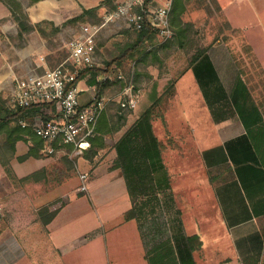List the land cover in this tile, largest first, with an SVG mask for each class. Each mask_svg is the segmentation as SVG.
I'll list each match as a JSON object with an SVG mask.
<instances>
[{"label":"crops","instance_id":"0c3cea01","mask_svg":"<svg viewBox=\"0 0 264 264\" xmlns=\"http://www.w3.org/2000/svg\"><path fill=\"white\" fill-rule=\"evenodd\" d=\"M16 1L31 24L48 21L56 27L79 15L82 9L99 4L98 0L94 4H91L93 0ZM223 2L222 10L230 26L245 32L257 56L262 79L245 78L240 67L226 56V50L221 55V48L210 46L175 80L173 105L157 110V115L152 113V130L163 145L161 157L175 207L180 211L182 232L196 234L201 241L200 246L192 251L195 264H264V33L259 50L250 38L253 33H248L253 26L257 29L261 22L264 0ZM248 18L252 24L247 23ZM0 20H3L0 23V94L5 98L15 81L31 68L37 66L41 70L48 67L47 61H41L40 57L50 51L36 30L23 33L19 39L21 43L16 42L18 27L2 1ZM67 26L65 24L61 30H66ZM204 58L206 63L202 66L200 62ZM196 68L197 77L193 74V78L204 89L202 101L208 102L202 106L195 99L190 100L193 99L191 94L196 92L183 81L186 73ZM89 80L86 74L76 81L78 99L82 104L95 87ZM222 83L228 86L229 95L238 84L244 86L239 92V114L226 95L225 100L212 95L211 88L221 87ZM255 84L257 88H254ZM148 99L137 112V100L134 108L122 111H134L136 119L154 101V94L150 93ZM122 120L125 121L126 116ZM156 124L161 128L160 136L156 134ZM120 127L103 135L104 147L98 148L91 160L75 159L89 163L90 168L94 165L90 188L93 183L100 182L103 189L98 198L101 199L96 202L94 192L87 191L85 197L78 195V190L74 192L60 187L59 191L67 197V202L45 225L46 237L39 239L40 243L34 240L29 243L25 226L18 223L16 234L6 232L1 235L0 264H41L39 255L44 247L49 249L48 264H149L146 253L169 235V230L165 223L153 222L151 213L141 228L135 218L125 219L124 213L132 203L120 170L95 165L107 149H110L109 159L114 160L113 144L125 131ZM30 160L35 162L34 169L46 167L48 163V159L33 157L21 163ZM109 161H104V165ZM86 199L89 203L95 201L96 207L99 202L97 208L101 210L102 222L76 218L59 223L70 204L75 201L86 204ZM202 199L209 204L208 214L214 215L213 222L201 215ZM218 213L221 218L217 217ZM158 228L161 230L159 237L153 238ZM182 243L180 241L178 245L182 246Z\"/></svg>","mask_w":264,"mask_h":264},{"label":"rangeland","instance_id":"374dc122","mask_svg":"<svg viewBox=\"0 0 264 264\" xmlns=\"http://www.w3.org/2000/svg\"><path fill=\"white\" fill-rule=\"evenodd\" d=\"M27 1L30 2V0ZM98 1V5L86 8L91 9L98 6L96 12L94 11L86 14L84 19L81 21L66 23V25H68L66 30H61L65 22L61 24L60 30L58 31H55L53 26L50 24H41V28L44 33V35L41 36L44 38L45 45L50 52L42 55L40 59L41 61H47L49 65L41 70H38V67L34 66L30 70L33 69V71L41 72L43 69L52 68L64 60L67 57L66 43L71 36L75 34V31L78 29V25L82 22L99 23L102 15L111 10V7L115 6L118 0ZM161 1L162 0L153 2V5L160 3ZM183 1L185 6L180 18L182 22H187L189 24L187 28V35L183 39V46H178L172 43L165 47L158 46V48H156L157 56L155 59L151 60V58L147 57L145 61H141L134 65L136 75L135 78L133 75L132 79V92L134 93L133 95L136 97L138 104L135 112L144 107L145 103L149 100L148 97L150 93L154 94V101L152 100L148 107H151L154 115L158 114L157 110L159 112L161 108L173 105L174 102L172 101V98L175 94L173 84L175 80L188 70L192 55L197 50L202 48L207 49L210 46H218V48H221V51H223L221 55H223L226 50L228 52L225 53L226 56L230 57V60L240 67V71L245 78L249 77L254 80L262 79V72H260L261 70L258 68L257 56L252 51V47L248 42L245 32L237 28H232L225 17L224 11L222 10L224 0H219L222 2V5L218 0ZM95 2L96 0H93L91 4H94ZM260 18L261 22L258 24V28L255 29L256 26H253V29L248 31V33H253V37H251L250 33L249 35L251 40L256 44L257 50L260 48L259 42L262 40V35L264 33V13L260 14ZM249 20L250 18L247 19V21ZM2 21L3 20H0V23ZM247 23L252 24L253 22L249 21ZM173 25L174 23H171L174 31ZM16 37V42L20 44V40L16 39ZM135 38L136 30L128 28L123 24H109L108 27L102 29L96 42V57L98 62L97 68L103 69L106 63L119 54L124 44L133 42ZM157 44V38L155 37V45ZM146 50H149V48L147 47ZM132 62H134L132 58H125L120 65L111 66L110 71L107 73V75L111 78H106L103 82L99 91V96H110L114 97V99L118 97L121 88L127 83L130 73V63ZM204 63H206V58L200 62L202 66ZM117 70L121 72L123 79H115L118 73ZM193 74L197 77V68L195 70L188 71L186 76L183 78V81L189 85L190 89H193L196 92L195 95L191 94L193 95V99H189H195V102L199 106H202L203 103L208 104V102L202 101L205 92L203 87L197 85L195 78H193ZM243 87L244 86L241 84H238L237 89L232 93V95H229L228 86L224 83H222L221 87L218 85L217 88H211V90H213L212 95H215L218 99L222 98L225 100L226 95V97L231 100V104H233L235 109L238 110H235L236 113L239 114L240 103L238 98L240 94L239 92L243 89ZM254 88H257L256 84ZM95 91L94 87L91 91L92 94L85 98V102L83 104L88 103L93 97H95ZM224 92L226 94H224ZM5 98L8 101L10 97L8 95V97ZM79 103L82 104L81 102ZM48 110V107L43 109L45 114ZM133 112L134 111H122L118 109V104L116 102H111L104 111L105 115L109 118V126H121L120 129L123 130H126V128L134 122L136 114H133ZM117 115L126 116V120L123 121L121 119L116 123ZM35 118L42 120L40 116ZM114 131L115 130H112L109 133H113ZM155 131L158 136L161 135V128L157 124L155 126ZM24 139L18 140L15 143V151L10 157L5 151L0 154V242L2 241V234L6 232L17 233L18 223H23L25 226V233L29 238L27 240L29 243L33 240L39 242V239L45 238L46 236L43 232L45 224H42V215L44 216L46 214H40L39 209L43 206H47L48 204H53L49 207V209L59 206L61 202H64L65 205L67 197L62 196L59 188L64 187L66 189H72L74 192L76 190L80 191L78 189L80 184L78 178L79 173H87V179L86 190L77 192L78 195L83 194L86 197L85 193L90 191V193L94 192L97 194V198L95 199L96 202L101 199L98 198V196L101 197L100 191L103 189L101 183L95 182L90 188V185L92 184V170L94 169V165L90 168L91 165L89 163H82L81 160L77 162L75 159L70 160L64 150L58 148L53 154L43 153L40 150L37 158L48 159V163L46 167L34 169L36 165L32 160L24 162L23 164L21 163L32 157H28L23 160L18 159V157L22 156L27 151L30 145L28 137L24 136ZM108 151H110V149H107L100 156L95 165L102 164L103 167L113 169V161L109 159ZM104 161L109 162H107V165H104ZM14 167L17 172L14 170ZM31 173H34L33 176L24 179ZM52 195H57V197ZM85 201L86 204H78V201L70 204L68 210H65L62 213L61 218L58 220L59 223L74 221L76 218H89L92 221L94 220L96 223L102 222L103 219L100 216L101 210L97 208L100 207L99 202L96 207L95 201H93L95 205L92 204L93 202L89 203L87 199ZM201 205V215L203 219L204 217L207 219L210 218L209 221L213 222L215 217L211 213V216L208 214V202L205 199H202ZM87 207L88 210L86 209ZM217 215L218 218H221L219 213ZM155 221L158 222L159 225H164L165 223L163 217L159 215L156 216ZM208 228L209 227H206V229ZM158 231L161 230L158 229ZM206 231L210 232L209 229ZM206 238H208L207 234ZM47 251H49V249L44 247L39 255L41 264H48L46 262V259L49 257L47 256Z\"/></svg>","mask_w":264,"mask_h":264},{"label":"trees","instance_id":"16d2710c","mask_svg":"<svg viewBox=\"0 0 264 264\" xmlns=\"http://www.w3.org/2000/svg\"><path fill=\"white\" fill-rule=\"evenodd\" d=\"M1 1L10 11L11 19L16 22L18 39L22 38L23 33H28L32 30L38 31L43 36L44 33L41 28V24L43 23L53 26L48 21L31 24L19 3L15 0ZM35 1L37 0H30V3ZM184 6L185 3L183 0H172L169 20L170 23H174L173 38L155 45L156 32L144 20L141 29L136 31L135 40L124 44L119 54L106 63L103 69L97 67L80 69L72 83L86 74L89 75V82L95 84V97H98L100 88L106 80L111 66L120 65L125 58H132L135 64L145 61L147 57L153 60L157 56L156 48L158 46L165 47L171 43L183 46V39L187 35V28L189 26L187 22H182L180 18V15L184 11ZM114 7L111 8L113 9ZM97 9L98 6L91 9H82L79 15L68 19L65 24L73 21H81L86 14L96 12ZM53 28L55 31L60 30V27L53 26ZM147 47L149 50H146ZM205 51L206 48L197 50L190 59V66L203 56ZM135 75L136 73L134 71V78ZM47 107L49 114H45L43 111ZM118 109L121 110L119 106ZM37 116H40L43 122L55 118L57 114L55 113L54 104L35 103L24 107H10L7 104V99L0 94V154L5 151L10 157L15 151V143L18 140L24 139V136H27L30 145L27 151L18 157V159L23 160L28 157L37 158L39 156L42 148V140L32 132L30 126L22 127L19 124L20 120L31 124ZM123 118L124 115H117L116 123ZM151 121L152 109L151 107H147L113 144L115 158L112 166L120 170L132 203L131 207L124 213V218H135L141 228L148 218V213L153 214L152 220L155 223H157L155 221L157 215L163 217L165 226L169 230V235L163 238L162 241L160 240L155 243L146 253L149 264H195L192 251L200 246L201 241L196 234L186 235L182 232L180 211L175 207L169 186L167 170L161 157L163 145L154 134ZM117 128L119 126H109V118L105 113H102L97 121L96 134L89 138L88 148L84 151L83 158L91 160L96 150L104 147L103 135ZM62 148L65 154H67L71 150V145H64ZM33 174H29L24 179L33 176ZM51 205L53 204H48L39 209L40 214H46L44 216L42 215V224L46 225L49 223L64 205V202H61L59 206L49 209ZM158 229L156 234L155 232L153 233V238L155 236L159 237L160 233ZM142 234L145 233L142 231ZM180 241H183L182 246L178 245Z\"/></svg>","mask_w":264,"mask_h":264},{"label":"built area","instance_id":"2783aa9c","mask_svg":"<svg viewBox=\"0 0 264 264\" xmlns=\"http://www.w3.org/2000/svg\"><path fill=\"white\" fill-rule=\"evenodd\" d=\"M153 2L155 0H118L113 9L102 15L99 23L82 22L78 25L75 34L66 43L67 57L64 60L41 72L32 69L15 81L7 101L10 107L35 103H53L55 106L57 116L46 122L36 118L31 124L19 121L22 127L30 126L32 132L42 140L43 153L53 154L58 147L63 150L62 146L71 145L67 153L69 159L83 158L89 138L96 134L98 118L111 102H116L121 110L136 106V97L132 92L135 61L130 63L127 83L115 99L98 96L82 105L79 103L76 82H72L78 70L98 66L97 38L109 24H123L138 31L145 20L155 30L158 44L171 39L174 35L169 20L172 0H162L155 5ZM117 71L115 79H123L121 72ZM106 78L111 77L107 75ZM78 178V189L85 191L87 173H79Z\"/></svg>","mask_w":264,"mask_h":264}]
</instances>
